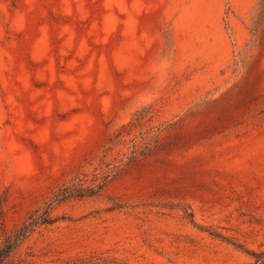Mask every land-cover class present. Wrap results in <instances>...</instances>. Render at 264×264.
I'll list each match as a JSON object with an SVG mask.
<instances>
[{"label":"rangeland","instance_id":"374dc122","mask_svg":"<svg viewBox=\"0 0 264 264\" xmlns=\"http://www.w3.org/2000/svg\"><path fill=\"white\" fill-rule=\"evenodd\" d=\"M48 208L0 264H264V0H0V239Z\"/></svg>","mask_w":264,"mask_h":264},{"label":"trees","instance_id":"16d2710c","mask_svg":"<svg viewBox=\"0 0 264 264\" xmlns=\"http://www.w3.org/2000/svg\"><path fill=\"white\" fill-rule=\"evenodd\" d=\"M89 190L82 188V190H72L71 188H65L62 192L63 197L72 194L73 192L77 195L84 194H93L94 188H88ZM192 215V214H191ZM54 218L49 214V208L46 209L42 214L36 216L33 220L29 222H24L23 225L17 227L5 234L3 239H0V263L5 260V258L9 257L11 253L18 247L19 242L25 238L27 233L31 230V228L37 223H51Z\"/></svg>","mask_w":264,"mask_h":264}]
</instances>
